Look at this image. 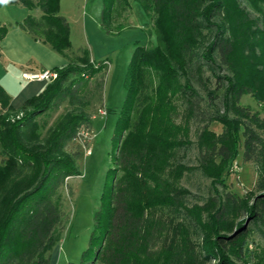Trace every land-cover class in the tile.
Masks as SVG:
<instances>
[{"label":"trees","instance_id":"trees-1","mask_svg":"<svg viewBox=\"0 0 264 264\" xmlns=\"http://www.w3.org/2000/svg\"><path fill=\"white\" fill-rule=\"evenodd\" d=\"M7 1L39 9L40 16L29 14L18 26L69 57L71 29L61 0ZM130 1L104 0L108 32ZM136 1L157 42L135 46L124 104L105 107L117 114L107 172L113 182L81 263L255 264L251 247L257 233L264 236V0ZM7 33L0 24V42ZM109 63L80 48L20 107L0 84V264H51L68 221L63 189L82 174L78 133L92 124L79 105L89 104L90 80L100 73L101 90ZM245 95L257 108L242 102ZM64 103L67 110L44 132L41 115ZM214 122L221 132L211 128ZM194 146L195 165L187 162ZM240 149L258 172L245 195L228 183ZM196 171L210 180L203 203L191 201L183 183ZM244 216L250 225L240 221Z\"/></svg>","mask_w":264,"mask_h":264},{"label":"rangeland","instance_id":"rangeland-1","mask_svg":"<svg viewBox=\"0 0 264 264\" xmlns=\"http://www.w3.org/2000/svg\"><path fill=\"white\" fill-rule=\"evenodd\" d=\"M103 5L104 0H61V14L67 18L71 29L72 49L69 57L78 54L80 48H87L93 60L100 62L109 59L111 65L109 63L104 70V82L101 90L98 89L97 84L103 79L102 73L90 80L89 104L86 105L84 101L79 105L78 110H84L92 116V124L91 126L85 125L80 129L79 132H84L85 135L78 138L76 144L89 146L92 153L85 156L84 149H82V156L79 159L82 174L70 177L63 189L64 211L68 221L61 240L53 251V262L56 264H82V254L87 249L95 228V212L100 206L103 194L108 195L112 187L113 179L108 176L107 172L112 161V138L117 114L111 113L102 117L99 110L103 107L120 108L124 104L126 97L124 82L133 49L137 44L155 45L157 42L151 18L138 1L131 0L129 2L128 9L120 17L117 16L115 22L111 23V32H108V29L102 25ZM10 6L12 5L0 0V23L7 25L8 29L12 25L8 24L9 19H20L19 17H21L19 16L20 7L14 9L16 7ZM29 13L36 16L41 15L39 9L29 10ZM6 20L7 22H5ZM20 22L13 25H18ZM4 57L5 54L0 43V84L11 96L8 89H11L12 86L8 81L9 76L14 74V70ZM69 57H63L66 63L69 62ZM7 70H9V75ZM21 71L22 69L17 71L16 84H14L16 89L22 91L23 96L30 93L28 89L30 84L26 85L27 82L21 78ZM206 75H210V71L207 70ZM47 83V81L36 82L39 86L42 85L44 89ZM25 85L27 87L22 89V86ZM28 97H32V95ZM242 102L253 108L258 106L257 101L251 95H245ZM14 103H20L17 97L14 98ZM68 107V103H64L59 108L41 115L39 121L42 126H46L44 132ZM211 128L216 132H221L222 124L214 122ZM193 138H195L194 133ZM74 146H76L75 143L71 144V149ZM243 152V149H240L236 160L240 169L228 177V183L232 184V188L240 195L249 194L253 191L258 174L253 163L244 161ZM197 153L198 151L194 146L189 151L187 162L197 164ZM0 157H2L1 144ZM183 183L192 192L189 197L191 201L203 203L210 193V180L199 171L189 174ZM240 221H245L247 225H250L246 216ZM255 240L257 244L251 247L257 255L255 264H264V236L262 233H257ZM215 262L216 260L213 259L210 264H215Z\"/></svg>","mask_w":264,"mask_h":264},{"label":"crops","instance_id":"crops-1","mask_svg":"<svg viewBox=\"0 0 264 264\" xmlns=\"http://www.w3.org/2000/svg\"><path fill=\"white\" fill-rule=\"evenodd\" d=\"M4 1H6L8 5H12L10 7H16L14 9L20 7V19H9L8 24L12 25H10L11 27L8 29V33L5 39L0 42L5 54L4 58L13 67L14 70V74L9 76L10 78L8 82L12 87L11 89H8V91L11 93L13 105L16 107H20L28 98H30L28 96L37 95L44 89L42 85L39 86V84H36L38 80L30 81L24 79V72H39L45 69H52L56 66H62L67 63L65 58H63L65 56L56 52L49 44L36 40L28 31L23 30L18 25H13L16 24V22L23 21L30 14L28 8L24 7L21 4H10L7 0ZM25 9L27 10L25 11ZM5 22H7V20ZM21 69V78L25 82H27L26 85L30 84L28 86L30 93L23 96L21 94L22 91L20 89H16L17 87L15 86V77H17V71ZM7 74L9 75V70H7ZM17 81L19 80L17 79ZM26 85L22 86V89H25L27 87ZM15 97H17V100H19L20 103H14ZM53 255L54 252H52L51 264H56V262H53Z\"/></svg>","mask_w":264,"mask_h":264},{"label":"built area","instance_id":"built-area-1","mask_svg":"<svg viewBox=\"0 0 264 264\" xmlns=\"http://www.w3.org/2000/svg\"><path fill=\"white\" fill-rule=\"evenodd\" d=\"M23 77L26 80H38V81H52L53 79H56L58 77V72L52 69H45L43 71H39V72H24L23 73ZM99 114L102 117L107 116V110L105 107L100 108L99 110ZM84 132H79L78 133V138H81L82 136H84ZM83 139V138H82ZM84 151H85V155H90L92 153L91 148L87 145H84ZM240 169V165L236 162L234 165V171H238Z\"/></svg>","mask_w":264,"mask_h":264}]
</instances>
